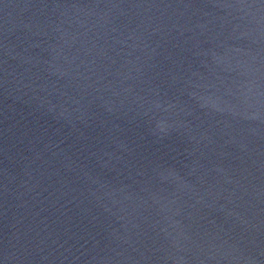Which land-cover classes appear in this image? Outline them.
I'll return each mask as SVG.
<instances>
[{
    "label": "water",
    "instance_id": "obj_1",
    "mask_svg": "<svg viewBox=\"0 0 264 264\" xmlns=\"http://www.w3.org/2000/svg\"><path fill=\"white\" fill-rule=\"evenodd\" d=\"M0 264H264V0H0Z\"/></svg>",
    "mask_w": 264,
    "mask_h": 264
}]
</instances>
